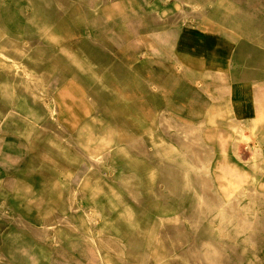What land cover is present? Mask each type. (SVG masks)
I'll return each instance as SVG.
<instances>
[{"label": "rangeland", "instance_id": "1", "mask_svg": "<svg viewBox=\"0 0 264 264\" xmlns=\"http://www.w3.org/2000/svg\"><path fill=\"white\" fill-rule=\"evenodd\" d=\"M199 1L205 20L187 0H111L102 5L116 4L108 20L93 7L94 30L107 44L92 46L78 43L80 0H0V42L24 45L0 55V264H98L81 235L70 236L89 227L99 238L108 230L117 238L101 247L110 264H208L191 256L192 248L205 255L208 243L222 249L217 264H264V173L259 191H250V177L240 172L256 137L238 145V157L218 123L211 156L205 148L212 140L199 123L211 99L153 48L172 46L193 68L210 72L204 82L229 85L216 115L225 120L229 108L246 127L264 97V0ZM142 50L152 63L134 61ZM153 77L164 93H150L146 80ZM170 105L198 113L188 120L184 111L183 119ZM108 125L131 139L94 154V163L78 144ZM23 183L35 191L17 190ZM233 201L249 221L243 229L237 211L225 207ZM93 209L99 216L90 220ZM54 233L66 237L65 249L51 245Z\"/></svg>", "mask_w": 264, "mask_h": 264}, {"label": "bare ground", "instance_id": "2", "mask_svg": "<svg viewBox=\"0 0 264 264\" xmlns=\"http://www.w3.org/2000/svg\"><path fill=\"white\" fill-rule=\"evenodd\" d=\"M108 1H111V0H92L90 1V5L85 6L83 1L80 0L79 6H78L79 13H80L79 14L80 15V25H79L78 31L76 32L77 38L79 39L78 43L84 44V42H88L92 46L101 45V44L105 46L107 44L103 42L102 35L94 30L93 22L91 21L90 16L93 12L92 8L93 7L97 8L98 6H100L101 8L100 7L98 8L99 13H102L107 20L109 17H112V15L114 14V10H111L112 9L111 7H114L116 4L112 3L109 5L102 6ZM178 1L181 2V1H186V0H178ZM187 1L192 3L193 7L196 8V13L198 14V16L202 20H205L207 16H206V12L204 9V4H202V2H200L199 0H187ZM176 6H179V5H176ZM117 7H119L120 9H123L124 5L119 3V6L117 5ZM229 10L232 11L233 8L230 7ZM102 14L101 15L97 14V18L99 20L101 19ZM164 15H166L168 22H172L171 18H169L168 16V13H165ZM231 33H239V32L237 29H234V30H231ZM153 48L156 51H163V52L168 53V55L173 58V65H174L175 70L179 72L178 74H183L187 76L190 82L194 83L200 89H202L207 94V96L211 99V102L213 105L212 108L209 109V111L204 115L203 118H201L199 122L200 125H202L205 128V130L208 133V136L212 140V143L209 144V146L205 148V150L209 152L211 156H214L216 152H218V149L215 145V136H216L215 129L218 123L224 124L226 126L228 130L227 136L225 138L223 137L224 139H226V142H227L226 147H229L231 149V152L238 157L240 156V153L238 151V148H239L238 145L242 142H248V140L251 139L252 137H256V140H254V147H251L254 149V153L251 156L250 160L247 161L248 168L240 172L250 177L248 181L251 183V186L248 189L250 191H259V188H258L259 180L257 177L259 174L261 175L262 173H264V97L259 102L260 113L256 117H254L252 120H250L246 127L241 123L240 118L233 115L232 111L229 108L225 109L226 111L225 115H227L225 120L218 119V115H216L218 113V111H216V109L218 108V103L223 100V98L225 97V92L229 91L230 86L226 84L218 85L215 82L208 81V80L204 82V79H206V77L210 75V72L197 70L193 68V66L190 65L189 61L185 57L181 56L180 54L174 51L172 46H165L161 42H156L153 45ZM11 50L16 51V52L23 51L24 45H21L18 43V41H13V40L9 42L7 41L0 42V55H3V56L8 55V51H11ZM139 60H141L142 65L152 63L154 61L153 58L150 56V52L148 50L147 51L142 50L140 52V55L134 59L136 63ZM22 73L25 74L30 80H32L33 75L31 73H28L25 69L22 70ZM146 83L152 95H155L159 92L164 93L166 90L165 88L166 86L161 84V82H159L154 77L153 79L146 80ZM218 90L223 92L222 95L221 94L219 95ZM32 92L36 95V98L38 97L40 98L42 96V92L38 91L36 88H34ZM51 102H53L54 105L56 106L55 110L61 109V111H63V105L60 104V102H58L54 98V96H51ZM167 109L171 111L170 114H172L173 116H177L183 119L187 118V116H185L184 113H182L186 111L187 113H189V116H190L188 120H192L195 114L198 113L196 111L197 110L196 107H193V106H191L188 111L186 109L184 110L182 107L176 108V107H173L172 105L168 106ZM53 111L54 109L52 110V114L54 115ZM54 117L56 118L57 121H59V118L56 115ZM96 120H99L101 123H103L102 118L97 117ZM59 123L63 125L62 122L59 121ZM246 128H248L249 131L246 132ZM104 130L102 134L99 135L98 137H96L94 133H91L88 136L87 141H80L78 144L79 146L85 147L82 151L94 163L97 162V160L93 158L94 154L101 153L105 150H108L110 147H112L116 143V141H119V139L121 140L131 139L127 135L119 133V131L112 125H108L107 128H105ZM156 134L157 135H155V132H153L154 141H156V143L158 144L164 143L165 140L160 136V134L158 132ZM222 148L225 152H227V150L224 147ZM199 158H200V155H197L195 159L198 161ZM234 167L237 168V166L235 165ZM16 189L21 190V191H26V192L35 191L34 185L30 183L17 184ZM127 190L132 193L139 194V189L135 186L127 185ZM159 190L163 192L162 184L160 185ZM233 203H234L233 206L225 205V207L227 208L228 211H230L229 208H233L235 209V211H237L236 222L239 224L240 226L239 228L243 229L249 224V221L246 219L244 211H241L240 205L236 201H233ZM69 204H70L69 207L72 208L73 207L72 201H70ZM213 207H218V206L214 204H211V205L209 204L206 206L208 210L213 209ZM98 216L99 215L96 209H93L92 211L89 212L90 220H94ZM17 220L19 222H24L23 218H18ZM104 220L106 222L111 221L110 218H104ZM208 221L209 220H206L205 225H210ZM231 222L232 221H229L228 223H231ZM110 224H108V226ZM185 225L186 223L183 222L181 223V227H178V228H182V226H185ZM107 229H110V228H107ZM32 231L36 237L43 239V236L38 231H36V229L33 228ZM71 232H72L71 233L72 235L70 236L81 235V237L84 239V243H86L88 249H90L91 256L94 258H98L99 260L98 264H110L108 253L105 254V251H103L101 247L103 244H106V245H110V244L117 245L118 244L117 238L112 234L111 231L109 230L106 231L105 233L106 235L103 236V238L97 237V233L93 232V228L91 227L87 229L73 228L71 229ZM52 238L53 239L51 241V245H55V246L58 245L60 247H63L64 249L66 248V243L64 244V241H63L66 237L60 234L54 233ZM73 242H76V241H72V244H74ZM211 246H212L211 243L207 244L208 251L205 252L206 253L205 255L201 253L198 249L192 248L191 250L192 259L194 261H198V260H201L204 256L206 260L208 261V264H217L216 261L218 260V257L221 256L222 249L214 245L213 247ZM1 255H4V254H1ZM158 256L159 255L157 254L154 255V257L156 258V262L158 261ZM10 262L11 264H15L11 260ZM143 264H146V263H143Z\"/></svg>", "mask_w": 264, "mask_h": 264}, {"label": "crops", "instance_id": "3", "mask_svg": "<svg viewBox=\"0 0 264 264\" xmlns=\"http://www.w3.org/2000/svg\"><path fill=\"white\" fill-rule=\"evenodd\" d=\"M242 112H243V111H242ZM244 112L248 113V110L246 109V111H244ZM247 118H249V117H246V119H247Z\"/></svg>", "mask_w": 264, "mask_h": 264}]
</instances>
